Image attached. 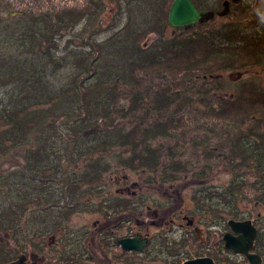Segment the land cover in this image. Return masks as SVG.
I'll use <instances>...</instances> for the list:
<instances>
[{"label":"trees","instance_id":"1","mask_svg":"<svg viewBox=\"0 0 264 264\" xmlns=\"http://www.w3.org/2000/svg\"><path fill=\"white\" fill-rule=\"evenodd\" d=\"M124 1L138 0H0V17L20 12L16 20L29 18L20 32L28 42L22 53L0 56V86L13 81L17 87L11 101L0 104L1 229L14 231L18 219L34 209L69 212L85 195L92 200L115 168L108 157L122 168H149L162 184L192 170L204 178L223 163L232 179L208 193L207 207L220 209L222 196L229 210L243 200L264 206V86L245 81L221 96L225 86L210 77L222 69L264 66V5L252 8L248 1L235 13L236 22L177 28L167 37L172 0H143L155 4L134 11L139 20L134 29L127 21L123 35L105 40L89 35L69 58H56L59 37L83 22V31L99 30L107 2L120 8ZM151 35L155 41L145 46ZM65 60L68 77L55 88L46 68L55 71ZM158 139L169 143L152 150ZM199 147L206 150L197 157L193 151ZM112 201L115 212H122L123 198L115 195ZM92 204L83 209L95 210ZM84 251L70 253L84 259Z\"/></svg>","mask_w":264,"mask_h":264},{"label":"rangeland","instance_id":"2","mask_svg":"<svg viewBox=\"0 0 264 264\" xmlns=\"http://www.w3.org/2000/svg\"><path fill=\"white\" fill-rule=\"evenodd\" d=\"M263 1L264 0H249V4L252 8H256L260 4L264 5ZM172 2L173 0L171 1V4ZM153 4L155 3L149 1L144 2L143 0H138L130 4L124 1L122 6L119 8L114 7L112 3L107 2V11H103L102 15L99 17L101 21L97 23L99 30L89 33L90 30L88 27L87 30L83 31L84 27L86 26L83 22L73 33L65 34L62 37H59L57 40L58 48L56 49V58H69L71 55L70 51L75 47L83 46V40L89 35L99 40H105L108 37H112L119 31H121V35H123L126 32L124 31V28L126 25H128L127 21L131 22V25L129 26L130 30L131 28L134 29L133 25L135 26L139 20H137V13V16H133L132 14L138 10L143 12L144 9H148ZM12 13L2 14L0 17V56L11 57V54L17 55L18 53H22L21 47L28 43L27 40V43H25V40L22 38V34L20 32H22L21 28H23L25 22L29 20V18L24 16L21 20H16L19 16H23V13L15 12L17 13L16 15H12ZM237 18L238 17L236 14H234L231 17L225 19L223 23H229L230 21L236 22L238 21ZM223 23L212 25L207 29L216 28L217 25L222 26ZM176 29L177 28H173L169 24L166 27L165 35L167 37L176 35ZM155 39L156 37L154 35L148 37L147 41L145 40V46H150L155 41ZM212 63L213 62L210 61V64ZM62 64L63 65L59 66L55 71H52V66H50L48 69L46 68V75H49V80L54 83L52 85H54L55 88L62 87L68 77L70 62L65 60ZM210 77L219 79L220 83L226 88L224 91L218 93V95L228 96L232 93H235L238 89V85L243 84L245 81L252 80L257 84L264 86V66L257 67L255 69L242 70L241 72L222 69L218 70L215 74L210 75ZM16 92L17 87L13 81L6 86H0V104L11 101L12 97L17 94ZM161 143L164 144L161 145ZM168 143L169 142L167 141L163 142V140L158 139L151 144V149L158 150L159 147H166ZM37 147L38 146L34 145L33 149ZM185 147L188 149L191 148L188 145ZM199 148L200 149H194L195 151H193L194 155L197 157L201 156L203 151L206 150L203 147ZM95 155L100 156L97 153ZM106 159L115 164V168L109 170V172L104 175L98 186L105 187H103L102 190L99 189L95 191V194L92 196V200H90V196L87 197L88 195H85L84 197L86 198L83 201L80 200L81 202H79V205H76L74 209L69 210V212L59 210L57 207L40 210L34 209L33 211H29L28 214L18 219L17 224L13 226L14 231H7L0 228V264H4L7 262V260L10 258H15L19 254H24L30 259L32 253L34 252L39 254L40 258L37 259L38 262L42 261V257L47 256L41 264H72L75 262L74 260L79 261L81 264H158L160 263L159 261H148L147 258H141L140 256H129L128 254L125 255L124 252L126 253L127 251L131 250H124L122 246L118 247L111 253L109 252L108 255L106 254L107 256H104L101 251H99L100 246L97 241L102 240L104 234H107V231L104 233H99L98 229L95 227L97 220H100L103 214L97 213L94 209H83L85 204L90 201L93 203L92 205L95 208L97 200L100 198V193H104L105 195L111 194L113 197L115 195H126L133 191H144L148 194L147 197L149 200H152L155 198V196L153 195V197L151 193L159 191L162 193L158 195L160 200H164L171 193L186 198L185 204L188 205L185 206V209L188 211L193 209V206L190 203L193 192L203 191L209 193L213 190L223 189L224 187L228 186L232 179V174L228 169L229 167H226L225 165H218L212 167V169L207 172L204 178L194 177L191 173L194 170H192L189 173H184L176 181L162 184L159 182L158 177L155 178L151 172V169L149 168H122L120 164L114 161L115 159L113 157H108ZM220 159H222V157H220ZM76 170L82 171V167L78 166ZM12 171L14 170H6V172ZM150 179L152 180L151 183L146 182V180ZM253 180V177L249 176L247 181L253 182ZM174 183H178V186L174 187ZM149 184L152 185V187H150ZM158 184H162L163 186L159 188ZM57 189L58 186L55 188L56 192ZM213 198L218 202L217 195H215ZM70 203H74V200H70ZM252 208H256V201L246 202L243 200L241 203L238 202L237 209ZM136 215L133 214V221L130 223V225L126 226L125 222L123 221L124 214H116L115 218H112L115 222V232L113 235L116 238H120L121 236L129 234L131 231H140V215L139 213L138 216ZM149 215H154V212L148 211V216ZM160 215L161 214L157 215L159 216V219L161 218ZM134 217L136 219H134ZM170 217L171 215H169L168 212V214L166 213L163 215V220H165L167 223ZM165 230V227H163V230L151 229L150 233L156 235L157 233H164ZM36 235H44V238L36 239ZM14 238L19 240L21 239L22 244H17V242L14 241ZM49 242H51V249L46 250L45 247L49 244ZM64 248L66 250L63 252L62 249ZM60 250L61 254L64 253L63 255L60 254ZM71 250H73V252L76 254L85 250L87 252V256H85L84 259H81V257L74 258L72 257V253H70ZM97 253L98 256H96ZM107 258L111 260H108Z\"/></svg>","mask_w":264,"mask_h":264},{"label":"flooded vegetation","instance_id":"3","mask_svg":"<svg viewBox=\"0 0 264 264\" xmlns=\"http://www.w3.org/2000/svg\"><path fill=\"white\" fill-rule=\"evenodd\" d=\"M191 1L198 11H206L207 15L189 27L208 28L223 23L249 0ZM158 185L159 188L163 186ZM149 186L152 187L150 184ZM175 186H178V183H174ZM144 193V191H133L126 195H119L124 200V208L122 212H118V215L124 214L123 221L126 226L133 221V214L140 215V220L138 219L140 231H131L120 238L113 235L115 222L112 218H115L117 214L112 201L114 196L99 194L100 198L95 205V211L102 213L103 216L97 220L95 227L99 233L107 231L103 239L97 241L100 246L99 251L104 256L121 247L119 243L121 239L138 236L139 242H144L143 248L126 253L129 256L136 254L141 258H147L148 261H159L158 264H185L189 261H194V264H264V206L262 203L256 202V208L252 209L229 210L223 208L222 196L220 209L212 210L207 207V204H210L208 197L210 195L203 191H195L190 201L193 209L186 211L185 206L188 204H185L186 198L183 196L171 193L164 200H160L158 195L162 193L157 191L151 193L155 198L149 200L148 194ZM195 198L202 201H196ZM148 211L154 212V215L148 216ZM165 212L171 215L167 223L163 220ZM230 212L233 213L231 216L228 215ZM159 214H161L160 219L157 216ZM163 227L166 228L164 233L156 235L150 233L151 229L163 230ZM45 248L50 250L51 242ZM64 250L66 249H62L63 252ZM46 257H42V261ZM38 258L40 257L37 252L32 253L30 259L24 254H19L4 264L17 260H20L21 264H41L42 261L38 262Z\"/></svg>","mask_w":264,"mask_h":264},{"label":"water","instance_id":"4","mask_svg":"<svg viewBox=\"0 0 264 264\" xmlns=\"http://www.w3.org/2000/svg\"><path fill=\"white\" fill-rule=\"evenodd\" d=\"M226 9H228L227 6ZM16 14L17 13L15 12L12 13V15ZM206 15L207 12L198 11L191 0H173L169 10L168 20L170 26L173 28H184L194 25ZM119 243L124 250H141L144 244L143 241L139 242L138 236L135 238H123L119 241ZM194 263V261H189L185 264ZM8 264H21V261L17 260Z\"/></svg>","mask_w":264,"mask_h":264},{"label":"bare ground","instance_id":"5","mask_svg":"<svg viewBox=\"0 0 264 264\" xmlns=\"http://www.w3.org/2000/svg\"><path fill=\"white\" fill-rule=\"evenodd\" d=\"M170 10V9H169ZM169 15V14H168Z\"/></svg>","mask_w":264,"mask_h":264}]
</instances>
